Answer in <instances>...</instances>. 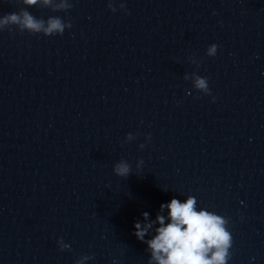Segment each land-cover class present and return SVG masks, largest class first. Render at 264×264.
Masks as SVG:
<instances>
[{"label":"water","instance_id":"95a60500","mask_svg":"<svg viewBox=\"0 0 264 264\" xmlns=\"http://www.w3.org/2000/svg\"><path fill=\"white\" fill-rule=\"evenodd\" d=\"M61 2L0 0V16L72 22L0 32V264H145L133 220L189 193L231 217L229 264H264V0H125L128 15ZM193 73L215 102L196 98ZM120 158H142L141 175H113Z\"/></svg>","mask_w":264,"mask_h":264},{"label":"clouds","instance_id":"9594fccd","mask_svg":"<svg viewBox=\"0 0 264 264\" xmlns=\"http://www.w3.org/2000/svg\"><path fill=\"white\" fill-rule=\"evenodd\" d=\"M23 2L30 7L38 0H23ZM43 3L48 4L50 0H43ZM57 7L67 9L71 5L62 0ZM106 7L112 13L119 10L124 15L129 14L125 0H120L119 3L117 0H107ZM216 14L213 10L212 15ZM13 27L18 32L26 31L48 37L63 35L65 30L71 29L72 22H65L60 17H49L45 22L34 17L25 8L20 12L12 11L0 16V32L7 29L12 33ZM219 47L215 42L208 44L204 55L214 58ZM189 57L192 58L190 62H195L194 54L187 59ZM192 76L194 78L191 81V89L198 94L196 98L208 96L211 102H215L216 96L209 87V78L198 73H193ZM188 79L189 74L185 73L183 80ZM139 135V131L127 132L123 143L135 141ZM143 135L144 141L137 145L139 150H143L151 143V133L147 132ZM144 165L145 161L142 158H137L134 166L130 160L120 158L112 164V173L124 179L133 173L140 176ZM160 188L165 192L170 190L167 186ZM238 219L244 222L245 217L241 214ZM230 224V216L217 212L211 205H202L196 196L189 193L182 199L173 195L169 200L161 202L154 217L149 211H142L140 218L133 220L132 235L145 245L144 252L147 254L145 264H229L232 260L233 247ZM55 243L59 251L71 249L63 236L56 237ZM120 255H123V249ZM94 258L93 253H85L74 259L73 264H88L94 261ZM252 259L254 260L255 257ZM111 264H123V261L113 257Z\"/></svg>","mask_w":264,"mask_h":264}]
</instances>
